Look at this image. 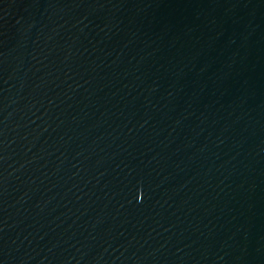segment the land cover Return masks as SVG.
Instances as JSON below:
<instances>
[{"label": "water", "instance_id": "1", "mask_svg": "<svg viewBox=\"0 0 264 264\" xmlns=\"http://www.w3.org/2000/svg\"><path fill=\"white\" fill-rule=\"evenodd\" d=\"M0 264H264V0H0Z\"/></svg>", "mask_w": 264, "mask_h": 264}]
</instances>
